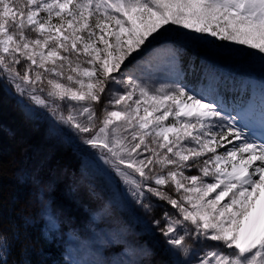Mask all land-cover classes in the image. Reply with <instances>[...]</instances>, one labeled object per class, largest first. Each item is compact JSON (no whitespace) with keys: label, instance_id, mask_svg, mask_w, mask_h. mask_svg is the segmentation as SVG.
<instances>
[{"label":"snow or ice","instance_id":"snow-or-ice-1","mask_svg":"<svg viewBox=\"0 0 264 264\" xmlns=\"http://www.w3.org/2000/svg\"><path fill=\"white\" fill-rule=\"evenodd\" d=\"M169 40L264 70V0H0V80L70 129L137 204L155 197L175 210L153 221L166 251L184 257L174 264H264L252 97L229 106L182 80L144 84L157 57L175 62L172 48L152 51ZM10 246L0 234V264Z\"/></svg>","mask_w":264,"mask_h":264},{"label":"trees","instance_id":"trees-1","mask_svg":"<svg viewBox=\"0 0 264 264\" xmlns=\"http://www.w3.org/2000/svg\"><path fill=\"white\" fill-rule=\"evenodd\" d=\"M201 62L191 51L182 55L184 69H202ZM48 117L41 108L21 101L12 86L0 80V234L11 245L4 253L7 264H70L66 238L71 233L79 239L90 235L100 199L107 206L112 202L110 207L127 223L131 220L128 209L114 199L116 189L95 171L88 153L51 135ZM59 171L64 173L62 182L49 184L47 177L58 180ZM94 195L98 204L95 199L96 204L88 202ZM144 203L150 206L146 219L151 224L170 209L156 198ZM131 229L133 242L148 251L144 264H170L165 238L154 225L151 231ZM112 248L119 247L110 246L105 253L109 255Z\"/></svg>","mask_w":264,"mask_h":264},{"label":"rangeland","instance_id":"rangeland-1","mask_svg":"<svg viewBox=\"0 0 264 264\" xmlns=\"http://www.w3.org/2000/svg\"><path fill=\"white\" fill-rule=\"evenodd\" d=\"M165 48H172L176 51L177 55L175 62H171L165 55H161L153 60V68L144 71L141 75L142 82L149 87L155 88L161 84H174L178 80L185 82L187 75H185L179 67L181 63L180 53L185 51L193 52L196 56L202 59L203 63L206 64L204 67L206 71L202 80L194 84H188L196 87L198 90L219 91L221 98L225 100L227 95L236 90V87L231 85L226 77H221V71L227 73V75H234L236 78L242 79L243 81H245L244 77L247 74L257 75L259 82L264 87V70H262L258 58L253 60L250 58H229L226 56L213 55L210 53V50L204 46L193 45L180 40L156 42L153 45L152 51L154 52ZM150 56L151 52L145 55L141 63L148 60ZM192 71H194L193 77L195 78L197 72L195 69H192ZM107 99V95L102 98L103 101H106ZM252 103L255 109L253 112V120L256 128L257 130H263L264 122H262L261 119V110H264V97L255 91L254 96L252 97ZM229 106L231 105L229 104ZM102 107L103 102L97 106L98 114ZM41 109L49 115L48 119L51 128L49 131L51 135L60 137L65 143L68 141V143L75 149L81 150L84 153L87 152V158H89L92 165H94L95 171L98 174L105 176L100 170L104 166L101 164L100 167H97L99 162L95 157L93 150L83 145L70 129L57 123L47 109ZM51 170L54 171V166ZM192 174H196L195 169H192ZM62 178H64V173L59 171L58 180L55 178L51 179L50 177H47V180L50 181L49 184L52 182L56 184L57 182H62ZM107 180L108 184L116 189L117 194L114 196L116 203L128 209V214L130 215L129 218L131 220H128L129 222L127 223L126 219L116 214L115 209L110 207L112 202H110V206H107V201L100 199L102 203L99 205L98 199L95 197L96 195H94L92 199L89 198L88 202L96 204V201L98 206H101L102 209L98 208L97 212H95V216H93L95 227H93L94 230L90 232V235L86 239L76 238L72 233L66 238L68 240V259L70 264H144L145 262V255L148 251L143 247L137 246L133 242L134 235H132L131 227H139V229L144 228V230L151 231L153 224L149 223L146 219V214L149 212V209L146 210L141 204H137L131 196L127 194L125 186H120L118 188L116 184L112 183L109 179ZM59 187L60 185L58 188ZM63 188H65V186ZM80 188H84L83 184ZM165 190L170 191L175 195L172 189L166 188ZM64 193L66 196L68 195L66 189H64ZM93 199H95V201ZM150 199L155 200V197ZM169 207L170 209L168 212L173 213L175 210L172 209L170 205ZM45 214H48V206H46ZM140 223L141 226L138 225ZM189 243L194 244L197 250H200L203 247L195 244V242L191 240ZM110 246L119 248H112L111 252L108 253L109 255H107L105 249ZM168 247L169 246L166 244L164 248ZM169 256L170 264H174L176 260L178 262V260L184 259L180 254H177L176 256L169 254ZM145 264H147V261Z\"/></svg>","mask_w":264,"mask_h":264}]
</instances>
